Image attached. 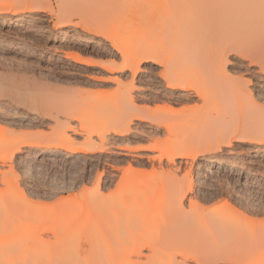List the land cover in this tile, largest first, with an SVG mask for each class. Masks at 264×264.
Wrapping results in <instances>:
<instances>
[{"label":"rangeland","instance_id":"obj_1","mask_svg":"<svg viewBox=\"0 0 264 264\" xmlns=\"http://www.w3.org/2000/svg\"><path fill=\"white\" fill-rule=\"evenodd\" d=\"M175 1L0 0V264H264V0Z\"/></svg>","mask_w":264,"mask_h":264},{"label":"bare ground","instance_id":"obj_2","mask_svg":"<svg viewBox=\"0 0 264 264\" xmlns=\"http://www.w3.org/2000/svg\"><path fill=\"white\" fill-rule=\"evenodd\" d=\"M173 1V0H172ZM215 4V0H176L174 2V5L176 7L182 8V9H200V10H206L208 8H211V6H213ZM208 11V10H207ZM210 11V10H209ZM191 13V12H190ZM192 13H194V11H192ZM191 13V14H192ZM203 14V13H202ZM2 21V20H1ZM189 30V29H188ZM217 55V54H216ZM219 55V53H218ZM218 58V57H217ZM245 70L252 72V74H258L259 72H257L256 70H251L250 66H247V68H245ZM162 76L165 77V75L163 74ZM168 79V77H166V80ZM168 84H173V83H169L168 80ZM165 89V88H164ZM205 163V162H204Z\"/></svg>","mask_w":264,"mask_h":264}]
</instances>
